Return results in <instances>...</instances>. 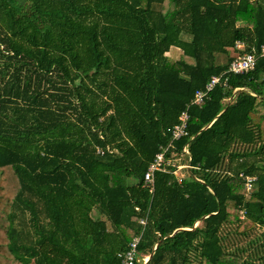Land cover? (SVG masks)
<instances>
[{"label": "trees", "instance_id": "1", "mask_svg": "<svg viewBox=\"0 0 264 264\" xmlns=\"http://www.w3.org/2000/svg\"><path fill=\"white\" fill-rule=\"evenodd\" d=\"M240 40L264 45V0H0V264H121L142 217L134 264H264V55L189 106L182 182L143 186Z\"/></svg>", "mask_w": 264, "mask_h": 264}, {"label": "built area", "instance_id": "2", "mask_svg": "<svg viewBox=\"0 0 264 264\" xmlns=\"http://www.w3.org/2000/svg\"><path fill=\"white\" fill-rule=\"evenodd\" d=\"M245 45V42L241 40L235 43L234 48L238 52L234 55L228 69L221 74L212 75L204 88L198 89L190 104L181 111L178 122L170 128V139L168 143L160 146V150L156 153L154 159L149 164L144 175L143 186L149 187L151 191L154 189L155 174L157 171L173 173L178 182H182L183 177L191 168L195 167L192 164L189 143L183 145L181 149H178L176 144L180 139L190 135L188 129L190 120L189 106L191 104H201L204 98L209 95L216 85L220 83L226 85L228 80L226 75L228 73L241 74L254 69L258 55H264V45H262L260 49L253 48L251 51L245 50ZM99 151L101 150L99 149ZM240 176L244 179L247 191L250 192L254 190L257 176L245 175L243 172L240 173ZM241 213L243 217L244 211ZM140 223L142 225L140 233L130 241L129 246L125 250L118 254L121 259V264H134L136 260L140 259L139 242L147 223V217H142ZM146 259L147 257L144 258L143 262H145Z\"/></svg>", "mask_w": 264, "mask_h": 264}, {"label": "rangeland", "instance_id": "3", "mask_svg": "<svg viewBox=\"0 0 264 264\" xmlns=\"http://www.w3.org/2000/svg\"><path fill=\"white\" fill-rule=\"evenodd\" d=\"M237 50L235 48L230 49V57H233L237 54ZM180 49L177 47H171V49L168 52V55L172 58H177L180 56ZM227 59V56L222 57L221 61H225ZM94 215H97V212H93ZM229 235L225 238L224 242L227 247H229L230 250H235L238 247L246 248L248 246V241L251 240L254 236L250 235L248 237H241L240 235L236 234L233 228L229 227ZM258 233V231H257ZM27 264H35V261L32 259Z\"/></svg>", "mask_w": 264, "mask_h": 264}, {"label": "water", "instance_id": "4", "mask_svg": "<svg viewBox=\"0 0 264 264\" xmlns=\"http://www.w3.org/2000/svg\"><path fill=\"white\" fill-rule=\"evenodd\" d=\"M157 244L155 245L153 252L147 257L146 261L144 262V264H147L148 260L151 258L152 254L154 253V250L156 249Z\"/></svg>", "mask_w": 264, "mask_h": 264}]
</instances>
